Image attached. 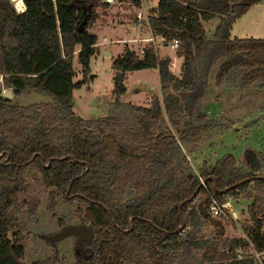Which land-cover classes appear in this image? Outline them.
I'll use <instances>...</instances> for the list:
<instances>
[{"label":"trees","instance_id":"1","mask_svg":"<svg viewBox=\"0 0 264 264\" xmlns=\"http://www.w3.org/2000/svg\"><path fill=\"white\" fill-rule=\"evenodd\" d=\"M21 1L24 9L18 12L10 0H0L3 84L14 95L33 90L49 101L17 106L10 105L6 95L0 97V264H22L24 237L18 230L11 231L15 218L10 209L27 192L29 170L39 175L38 185L49 190V208L54 206L55 194L84 204L91 230V237L84 239L89 253L76 264H165L181 246L200 248L202 258H212L213 243L198 236L197 204L192 199L178 211L180 201L190 197L204 179L197 194L219 201L244 191L250 183L264 193V178L244 181L264 175L235 167L230 153L211 165L203 162L197 175L181 173L171 148L210 126L200 101L209 70L219 59L225 60L222 73L227 82L237 79L241 88L253 83L264 86V38L230 36L234 20L262 0H156L146 22L152 36L162 37L164 45L178 41L180 75L174 77L168 71V57L159 58L151 46L143 47L140 56L123 48L111 58L113 102L136 115L137 136L130 141L116 137L115 122L83 120L72 110V92L90 73L89 58L94 54L96 36L86 28L96 20V9L107 3ZM130 1L137 4L138 0ZM214 16L217 23L207 36L202 23ZM82 21L83 29L78 31ZM74 59L81 68L79 80L73 79ZM152 68L157 71L160 97L151 96L147 106L121 103L126 73ZM182 115L193 121L181 122ZM163 120L172 130L160 128ZM243 153L255 155L249 149ZM208 177L215 179L218 190L244 182L216 193ZM127 188L134 195L125 198ZM25 204L33 213L38 199ZM247 213L245 237L226 241L223 264H254L251 256L235 253L247 245L264 252V221L252 204ZM181 217L183 227L178 230ZM182 233L184 237L177 240Z\"/></svg>","mask_w":264,"mask_h":264},{"label":"rangeland","instance_id":"2","mask_svg":"<svg viewBox=\"0 0 264 264\" xmlns=\"http://www.w3.org/2000/svg\"><path fill=\"white\" fill-rule=\"evenodd\" d=\"M152 3L154 0H138L137 4L130 0H116L106 7H98L96 20L86 28V31L96 36V45L93 46L96 52L89 58L90 73L72 92V110L83 120L115 122L116 137L122 140L130 141L137 136L136 115L122 107L123 104L119 106L113 102L111 58L118 55L123 48H128L138 55L142 46H151L149 41H143L150 36L144 19L152 15ZM13 7L14 11H17L14 3ZM137 12L144 17L140 21L135 19ZM216 19L214 16L202 23L207 36L211 35ZM169 46L167 43L164 47L158 48L157 54L160 58L168 57L169 60L175 58L178 67L181 58ZM102 48L110 50L108 56L101 53ZM224 62L225 60L221 58L210 68L200 101L202 112L206 113L207 119H211L210 126L194 138L177 142L171 148L173 163L181 173L191 171L197 175L203 162L205 165H211L221 155L231 153L235 158V167L250 171L252 174L264 175V86L253 83L241 88L237 79L227 82L224 72L222 73ZM72 69L73 79H81V68L75 59L72 61ZM4 95L10 105L17 106L49 101L46 95L33 90H25L14 95L11 89L4 87L0 73V97H5ZM153 95L160 97L155 71L142 69L126 73L121 103L147 106ZM186 120L193 121V118L182 115L181 122ZM159 126L172 130L166 120L161 121ZM245 149L255 153L254 160L243 153ZM254 164H257V167ZM25 178L27 192L19 195L10 209L15 218L11 231L18 230L24 237V255L21 263L76 264L80 257L89 253L84 244V239L88 238L82 237V233H66L60 238L56 236L64 229L86 230L89 227L84 204L77 199L71 197L64 199L62 195L55 194L54 206L49 208V190H44L38 185L39 175L29 170L26 171ZM133 195L131 189L127 188L124 197ZM203 197L195 195L194 203L198 204ZM33 199H38V205L34 212L30 213L25 201ZM253 199H256V202L252 203ZM223 200H229L233 207V214L228 218L198 211L201 221L198 236L212 242L216 252L220 254L215 252L212 258L205 259L202 258V249L181 246L169 254L165 264L226 263L221 253L226 248V241L245 237L243 228L249 224L247 213L249 204H252L254 211H259L258 215L264 221V193L255 189L251 183L244 191L226 195ZM204 214L207 215L206 218ZM183 237L182 233L177 240ZM252 251L253 249L247 245L237 248L235 253L240 257L251 256ZM259 257L263 260L264 253H260Z\"/></svg>","mask_w":264,"mask_h":264},{"label":"crops","instance_id":"3","mask_svg":"<svg viewBox=\"0 0 264 264\" xmlns=\"http://www.w3.org/2000/svg\"><path fill=\"white\" fill-rule=\"evenodd\" d=\"M156 2L157 1L154 0V3H152V8L156 6ZM262 4H264V0L257 3V4H252L244 14H242L239 18L234 20V22L232 23L231 28H230V36L231 37H239V38H242V37H261V38H264V5H262ZM108 5L109 4H107V6ZM216 23H217V19H216ZM144 24H145V26H146L149 34H150L149 37H151L152 34H151V31L147 25L146 19H144ZM145 39H147V37ZM143 42H147V41L144 40ZM95 52H96V50H94L93 55H95ZM101 53L103 55L105 54L106 56H108L110 53V50L107 48H102ZM138 56H140V54H138ZM179 64H178V67H179ZM150 70L155 71V73L157 75L156 69L152 68ZM262 253H264V252H262Z\"/></svg>","mask_w":264,"mask_h":264},{"label":"built area","instance_id":"4","mask_svg":"<svg viewBox=\"0 0 264 264\" xmlns=\"http://www.w3.org/2000/svg\"><path fill=\"white\" fill-rule=\"evenodd\" d=\"M116 0H104L105 3L107 4H113L115 3ZM24 9V8H22ZM142 18L141 17V13L137 12L135 14V19L137 21H140ZM147 41H149L151 43V47L154 50H157L160 47H164V39L160 36H153V37H149L147 39H145ZM158 42V43H157ZM168 44L170 45V49L173 50V52L175 53L177 46H178V41L177 40H171L170 42H168ZM94 46V45H93ZM144 46H142L139 50V54H142V49ZM176 69V70H175ZM168 71L174 76V77H179L180 75V68L176 66L175 63V58L169 60V64H168ZM201 181V180H200ZM205 209L206 212L209 213L212 216H215L216 214L219 215H223L224 217H230L233 214V207L231 206V202L229 200H223V201H219L216 198L213 197H207V201L205 204ZM262 231L264 232V228H262ZM262 252H257L255 250H253L251 252V257L254 260V264H263L262 260L260 259L259 255Z\"/></svg>","mask_w":264,"mask_h":264},{"label":"water","instance_id":"5","mask_svg":"<svg viewBox=\"0 0 264 264\" xmlns=\"http://www.w3.org/2000/svg\"><path fill=\"white\" fill-rule=\"evenodd\" d=\"M20 3L22 4V1H21V0H20ZM22 5H23V4H22ZM23 8H24V6H23ZM82 29H83V21H82V22L78 25V27H77V30H78V31H81ZM251 158H252V160H254V157H253V156H252ZM254 166L257 167V164H254ZM209 178L212 180V188H213L214 192H216V193H222V192H224V191L227 190V189H231V188H235V187H237L239 184L243 183L244 181H250V180H252V179H254V178H264V176H251V177L245 179L244 181H240V182L234 183V184L231 185L230 187L225 188V189H223V190H218V189H217V187H216V182H215V179H214L213 177H208V179H209ZM205 180H206V179L200 181L199 185L195 188V190H194L193 193L190 195V197H188V198H186V199L180 201V203H179V205H178V211H179V208H180V206H181L182 204H184V203H186V202H188V201H191V200L195 197V195L197 194V192H198V190H199L200 185L204 184ZM206 201H207V196H204V197L202 198V200L197 204V210H198V211H201V212H203V213H206V209H205ZM131 221H132V219H130V222H131ZM182 227H183V218L181 217V224L179 225L178 230H181ZM66 233H74V234H80V233H82V237H86V238H90V237H91V230H90V228L88 227L86 230L64 229V230H62V231L56 236V238H60L62 235L66 234Z\"/></svg>","mask_w":264,"mask_h":264},{"label":"clouds","instance_id":"6","mask_svg":"<svg viewBox=\"0 0 264 264\" xmlns=\"http://www.w3.org/2000/svg\"><path fill=\"white\" fill-rule=\"evenodd\" d=\"M13 3L15 4L17 11H23V9L20 8V0H13Z\"/></svg>","mask_w":264,"mask_h":264},{"label":"bare ground","instance_id":"7","mask_svg":"<svg viewBox=\"0 0 264 264\" xmlns=\"http://www.w3.org/2000/svg\"><path fill=\"white\" fill-rule=\"evenodd\" d=\"M13 2V0H11ZM23 4V3H22ZM20 3V8L22 9L23 8V5Z\"/></svg>","mask_w":264,"mask_h":264}]
</instances>
